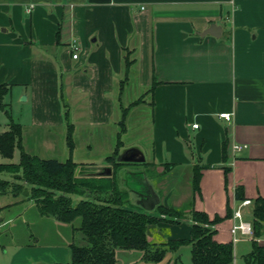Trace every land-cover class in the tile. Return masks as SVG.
I'll list each match as a JSON object with an SVG mask.
<instances>
[{"label": "crops", "instance_id": "obj_1", "mask_svg": "<svg viewBox=\"0 0 264 264\" xmlns=\"http://www.w3.org/2000/svg\"><path fill=\"white\" fill-rule=\"evenodd\" d=\"M213 23L217 35L202 34ZM74 44L79 46L77 58ZM128 50L144 92L124 107L125 116L133 105L150 104L153 160L148 164H158L157 170L166 175L182 165L190 170L191 220L179 224L187 227L185 237L172 239L190 237L193 209L213 217L225 216L230 206L232 216L215 225V239L232 241L234 249L239 241L252 242L253 234L239 231L240 238L233 241L232 226L238 222L237 208L251 223L254 199L264 196V0H0V83L8 89L2 99L16 94L29 105L28 121H17L23 148L29 120L50 128L56 123L64 127L67 119L74 133L75 124H68V113L62 114L67 104L59 92L64 89L80 93L90 125L109 123L122 106L119 90ZM221 112H231L232 119L221 117ZM189 128L196 153L187 143ZM235 144L242 148L235 149ZM95 165L98 171L101 166ZM196 165L201 166L197 191ZM8 173L0 172V177L11 180ZM176 187L167 190L153 210L160 204L171 206L168 198ZM12 188L0 192V231L34 206L24 220L28 226L40 219L57 221L41 214L31 194ZM9 195L13 199L7 200ZM175 197L174 207L183 202L180 193ZM13 234H18L16 228ZM71 240L6 239L0 243V264H66L72 258ZM257 240L264 244V234Z\"/></svg>", "mask_w": 264, "mask_h": 264}, {"label": "trees", "instance_id": "obj_2", "mask_svg": "<svg viewBox=\"0 0 264 264\" xmlns=\"http://www.w3.org/2000/svg\"><path fill=\"white\" fill-rule=\"evenodd\" d=\"M130 51L125 54L127 68L134 61L130 59ZM7 92L6 86L0 83V98ZM141 101L136 100L134 104ZM0 106L9 118V128L0 132V152L11 157L16 147L21 148L19 161L0 162V172L12 173L21 182H11L8 178L0 177V192L17 186L26 195L31 194L35 198L42 215L53 216L59 221L71 224L74 231L81 232L78 241L73 239L69 243L72 258L66 264H114L116 248L146 249L150 245L147 229L159 218L149 216L141 211L142 208H131L128 194L119 186L116 169L124 164L137 163L116 160L123 145L121 139L112 155L106 157V162L113 166L112 174L95 176L94 173H86L84 170L78 171L80 165L85 168L84 164L72 159L71 155L66 160H59L27 152L22 144V126L14 120L2 102ZM121 124L125 125L124 120ZM72 131L73 124H70L68 144L71 153L74 147ZM223 150L225 158V148ZM200 177L201 166L196 165L193 176V187L196 191L199 190ZM23 182L30 186L25 187ZM79 196L81 198L76 200L75 197ZM236 197L239 200L244 198L239 188ZM157 208L160 209L161 204ZM192 211L194 222L190 237L170 239L167 243H190L193 264H234L233 242L215 239V225L232 216L231 207L228 206L225 216L216 214L211 217L205 211ZM170 213L179 214L177 209H171ZM77 219L79 222L76 225L74 222ZM251 225L254 239L252 249L244 256V261L245 264H264V244L257 240L264 234V196L254 199Z\"/></svg>", "mask_w": 264, "mask_h": 264}, {"label": "rangeland", "instance_id": "obj_3", "mask_svg": "<svg viewBox=\"0 0 264 264\" xmlns=\"http://www.w3.org/2000/svg\"><path fill=\"white\" fill-rule=\"evenodd\" d=\"M136 77V67L134 65H130L126 68L125 73L121 78L122 84L120 85L119 90L121 94V109L118 112L115 110L114 118H111L109 123L102 125L89 124L86 110H84L83 107L85 100H82L78 91L64 89L59 92V99L62 104L64 102L67 104L65 106V113L63 110L62 114L68 113V124L73 122L76 126L75 131L72 134L74 142L72 159L77 162H83L82 164H84L85 168L82 167L83 165H80L78 171L80 169L84 170L86 173L95 174V164L101 166V163H106V157L112 155L119 139L123 141V145L119 149V154L116 156V160L120 153H123L126 149L133 146L140 148L145 155L146 162L124 164L116 169L115 175L119 180V186L122 190L126 191L129 196L128 199L132 202H137L136 196L133 193H131V195L129 194L130 190H128L126 185H128L127 183L130 185L132 180L136 181L138 178H141L144 183L150 185L159 198L163 199L167 190H170L173 185L177 186V191L174 189L175 192H173L172 196L170 195L168 198V204L171 206L164 207V205L161 204L160 209L156 207L153 211L141 210L149 216L159 218L148 226L147 233L150 245L146 249L116 248L114 264H193L190 243L182 242L177 245L174 243H167L169 239L174 237H185L184 233L186 232L187 227L179 224L180 222H187L188 219H190L188 218L190 215L189 211L193 206V202L190 200V193L192 192L190 170L188 166L182 165L166 175L158 171V164L153 167L148 164V161L150 162L153 160L150 155V104L141 103L138 106L133 105L130 107L131 110L129 111V114L126 116L123 114L125 112V106L129 107V104L133 100L143 95L144 91L139 90ZM10 94L11 93L6 95L3 99L0 98V100H2L1 102L5 105L6 109L10 111L15 121H18L20 118L21 120L24 118V121H28V103L17 100L16 94L12 96ZM145 98H147V95ZM2 110L4 109L0 106V132L8 128L9 119L7 114H4ZM66 120L63 124L64 127L56 123L50 126L51 129L45 125L41 127L38 125H32L30 120L29 122H26L25 136L29 151L46 158H57L59 160H66L69 158L71 152L66 137L68 132ZM122 120H124L125 125L121 124ZM124 128H126L125 131L123 130ZM192 131L193 130L191 129L188 131L189 136L187 143L192 146L190 150H195L193 153H196L194 132ZM20 153L19 148L14 150L11 157H5L0 153V161L17 162L19 161ZM166 165L167 164H163L162 166L165 168ZM7 175L11 177V182L17 183L13 174L8 173ZM159 182L167 183V185H161L162 187H160ZM179 193L183 197V202L174 207L172 206V203H174V200L176 199L175 196ZM75 198L78 200L81 196ZM11 199H13V196L9 195L7 200ZM26 199L29 200V198ZM132 202L128 203L131 208H143L136 202L135 205ZM127 206L125 207L129 208ZM171 209H177L179 214H171ZM34 210H36L35 206L33 209H29L24 216L15 220L13 225L8 224L7 228L0 231V243H3L9 238L14 239L16 243L28 241L34 242L35 240H39L40 242L58 241L60 243L70 241L71 239L78 241L80 238L81 232L78 233L77 230L74 231L72 227L69 229L68 227L71 226V224L59 220L55 221L52 219L49 222L45 219H40L41 221L39 223L34 222V224L28 226L24 220L28 221L27 217H30L29 214ZM78 222L79 219L74 223L77 225ZM15 228L18 230L17 235L13 234ZM177 233L179 235H177ZM251 246L252 242L250 240L239 241L236 244L235 256H238V258H235V264H245L243 254H247L251 249ZM236 251L238 255H236Z\"/></svg>", "mask_w": 264, "mask_h": 264}, {"label": "water", "instance_id": "obj_4", "mask_svg": "<svg viewBox=\"0 0 264 264\" xmlns=\"http://www.w3.org/2000/svg\"><path fill=\"white\" fill-rule=\"evenodd\" d=\"M216 27L218 28V26L215 23H213L208 29L202 32V34L211 33L217 35L214 31ZM145 160L146 158L143 151L135 146L126 149L123 153H120L119 157L117 158V161L119 162H144ZM112 172H113L112 165H103L100 167L98 171L95 172V175H111ZM147 186H148V190H146L145 194L144 193L140 194L141 198L137 200V204L142 206L144 209L151 211L159 203L160 198L150 187V185ZM132 191L134 193H139L138 191L133 189Z\"/></svg>", "mask_w": 264, "mask_h": 264}, {"label": "built area", "instance_id": "obj_5", "mask_svg": "<svg viewBox=\"0 0 264 264\" xmlns=\"http://www.w3.org/2000/svg\"><path fill=\"white\" fill-rule=\"evenodd\" d=\"M34 5L31 4V6H29L27 8V12H30L31 11V8L33 7ZM73 50H75L76 52L73 53V57L74 58H77L78 57V51H79V46L77 44H74L73 47H72ZM220 116L221 117H224L225 119L227 120H231L232 119V113L231 112H221L220 113ZM193 127H198V124H193ZM234 148L237 149V150H240L242 148V146L240 144H235L234 145ZM250 200H244L243 201V204H247L249 203ZM234 217L235 218H238V222L233 224L232 226V232L234 233V236H233V241H237L240 237L237 236V232L239 231L242 235H250L252 234V225L250 222L248 221H245L242 217V212L239 208H237L235 211H234Z\"/></svg>", "mask_w": 264, "mask_h": 264}, {"label": "flooded vegetation", "instance_id": "obj_6", "mask_svg": "<svg viewBox=\"0 0 264 264\" xmlns=\"http://www.w3.org/2000/svg\"><path fill=\"white\" fill-rule=\"evenodd\" d=\"M104 165H110V164L106 162ZM127 184L129 185V183ZM129 186L131 189L130 192H132L136 196V200L141 198L140 194H143V193L145 194L146 190H148V186L146 185V183H144L143 180H141V178L140 179L138 178V180L136 181L132 180V183H130ZM132 189L138 191L139 193H134Z\"/></svg>", "mask_w": 264, "mask_h": 264}]
</instances>
